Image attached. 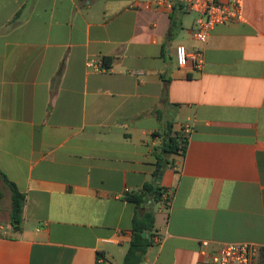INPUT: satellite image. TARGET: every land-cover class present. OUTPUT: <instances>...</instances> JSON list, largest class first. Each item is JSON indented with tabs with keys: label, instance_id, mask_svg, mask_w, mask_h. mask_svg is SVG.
<instances>
[{
	"label": "crops",
	"instance_id": "0c3cea01",
	"mask_svg": "<svg viewBox=\"0 0 264 264\" xmlns=\"http://www.w3.org/2000/svg\"><path fill=\"white\" fill-rule=\"evenodd\" d=\"M139 2L0 0V172L26 196L20 223L0 210V264H123L165 123L188 148L146 264H210L203 242L264 264V0L215 28L201 71L176 61L196 15Z\"/></svg>",
	"mask_w": 264,
	"mask_h": 264
},
{
	"label": "built area",
	"instance_id": "2783aa9c",
	"mask_svg": "<svg viewBox=\"0 0 264 264\" xmlns=\"http://www.w3.org/2000/svg\"><path fill=\"white\" fill-rule=\"evenodd\" d=\"M147 11H172L175 8L196 15L193 37L200 48L189 53L185 46L176 48V61L180 68L189 62L195 70L203 69L204 48L216 27L245 22V0H140L137 4ZM88 67H95L88 61ZM105 70V67H103ZM208 242H203L201 256L210 264H258L263 248L252 243L225 244L213 253L208 251Z\"/></svg>",
	"mask_w": 264,
	"mask_h": 264
},
{
	"label": "trees",
	"instance_id": "16d2710c",
	"mask_svg": "<svg viewBox=\"0 0 264 264\" xmlns=\"http://www.w3.org/2000/svg\"><path fill=\"white\" fill-rule=\"evenodd\" d=\"M104 62L106 63V60ZM106 66L108 67L109 64H106ZM170 126L173 130V124H170ZM172 130L168 134L164 133L165 139L159 150L161 153H167L169 158L174 155L184 157L188 148V139L182 134H176V136H173ZM166 141L168 142L165 144ZM169 158L166 159L167 166L173 164ZM164 168L165 166L159 161L153 180L147 183L140 191L129 195L128 200L135 203L139 209L146 208L150 201H162L165 189L159 185L158 182L164 172ZM1 182L6 183L12 193L10 213L11 223H20L22 221L26 196L20 192L16 184L11 182L2 172H0V183ZM2 199L3 192L0 187V201ZM155 223V214L151 211L137 215L133 221L132 238L123 264H146L148 251L155 245V239L157 237Z\"/></svg>",
	"mask_w": 264,
	"mask_h": 264
},
{
	"label": "rangeland",
	"instance_id": "374dc122",
	"mask_svg": "<svg viewBox=\"0 0 264 264\" xmlns=\"http://www.w3.org/2000/svg\"><path fill=\"white\" fill-rule=\"evenodd\" d=\"M171 130H172V128H171L170 124L165 123V125L162 128V133L168 134ZM167 142L168 141H166L165 144ZM168 158H169L168 154L164 153V152L161 153V155L157 157V159L165 166L164 172L162 173V176H164L168 172V168L166 165V159H168ZM2 191H3V199L0 201V207L3 210L2 214H1L3 216L5 214L7 215V213L10 210L11 190L9 188L5 187L4 189H2ZM147 208L148 209L144 208L145 213L148 211L155 213L159 217V224L162 225L163 224V218L166 219V217L168 216L169 209L167 208V206L164 203H162L161 201L153 200V201L149 202ZM140 211H141V209L138 210L139 214H141ZM145 213H143V214H145Z\"/></svg>",
	"mask_w": 264,
	"mask_h": 264
},
{
	"label": "water",
	"instance_id": "95a60500",
	"mask_svg": "<svg viewBox=\"0 0 264 264\" xmlns=\"http://www.w3.org/2000/svg\"><path fill=\"white\" fill-rule=\"evenodd\" d=\"M141 214L145 213V209H141L140 211ZM15 224H18L17 222ZM145 235V234H144Z\"/></svg>",
	"mask_w": 264,
	"mask_h": 264
}]
</instances>
